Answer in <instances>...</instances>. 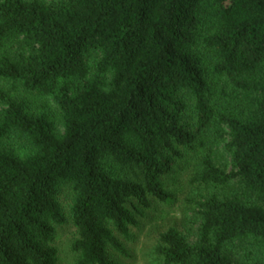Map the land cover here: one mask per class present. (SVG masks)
I'll return each instance as SVG.
<instances>
[{"label": "trees", "instance_id": "16d2710c", "mask_svg": "<svg viewBox=\"0 0 264 264\" xmlns=\"http://www.w3.org/2000/svg\"><path fill=\"white\" fill-rule=\"evenodd\" d=\"M0 86V264H120L187 190L161 264H264V0H0Z\"/></svg>", "mask_w": 264, "mask_h": 264}, {"label": "rangeland", "instance_id": "374dc122", "mask_svg": "<svg viewBox=\"0 0 264 264\" xmlns=\"http://www.w3.org/2000/svg\"><path fill=\"white\" fill-rule=\"evenodd\" d=\"M0 89H2L1 86ZM182 177V172H178L174 177L168 179L166 187L172 188L173 190L182 188L185 183V177ZM188 194L190 195V190L179 194L182 196L180 198V205L177 208L154 204V207L148 210L143 217H138L139 226L130 230L131 232L128 238H121L120 240L127 255H117L116 260L120 264H161V261L153 254L159 232L165 230L170 225L177 224L182 231H186L194 225L191 218L189 219V217L180 213L182 211L181 203ZM69 240L70 237L67 233L59 236L57 239L56 244L59 248L61 258L60 264L73 263L74 254L69 251Z\"/></svg>", "mask_w": 264, "mask_h": 264}]
</instances>
